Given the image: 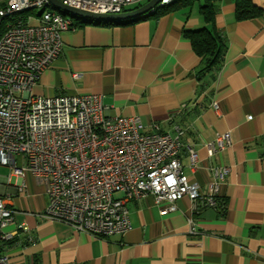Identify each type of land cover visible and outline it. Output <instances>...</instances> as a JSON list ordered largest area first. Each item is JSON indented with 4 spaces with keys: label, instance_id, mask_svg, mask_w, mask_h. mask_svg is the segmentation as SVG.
Listing matches in <instances>:
<instances>
[{
    "label": "crops",
    "instance_id": "1",
    "mask_svg": "<svg viewBox=\"0 0 264 264\" xmlns=\"http://www.w3.org/2000/svg\"><path fill=\"white\" fill-rule=\"evenodd\" d=\"M251 1L261 15L237 20L235 0H215L224 51L211 70H202L183 35L209 27L199 12L203 0L128 24H76L62 34L35 94L96 93L109 116H138L144 130L155 123L171 134L178 126L183 172L202 194L212 167L228 171L215 206L194 212L183 197L175 211L162 213L150 194L130 198L129 229L99 238L43 218V184L25 172L20 189L21 178L5 167L0 195L13 209L6 228L15 235L12 264H264V0ZM225 131L230 143L208 156L204 145ZM187 147L198 153L194 168Z\"/></svg>",
    "mask_w": 264,
    "mask_h": 264
},
{
    "label": "built area",
    "instance_id": "2",
    "mask_svg": "<svg viewBox=\"0 0 264 264\" xmlns=\"http://www.w3.org/2000/svg\"><path fill=\"white\" fill-rule=\"evenodd\" d=\"M59 1L93 12L119 13L141 0ZM172 1L160 0L147 13ZM6 17L0 36V167L21 178L20 189L26 186L25 172L43 184V218L103 238L129 229L125 202L130 198L150 194L162 213L175 211V202L183 197L194 212L215 206L228 168L212 167L209 191L202 194L183 172V131L178 126L171 134L155 123L144 130L138 116H109L96 93H34L40 74L61 51L62 34L73 27L69 15L49 0H6L0 19ZM230 139L228 131L217 133L204 145L206 154L212 156ZM186 150L189 167L194 168L198 153L192 147ZM12 213L0 195V264H12L9 252L15 235L6 230ZM187 222L192 225L193 219Z\"/></svg>",
    "mask_w": 264,
    "mask_h": 264
},
{
    "label": "trees",
    "instance_id": "3",
    "mask_svg": "<svg viewBox=\"0 0 264 264\" xmlns=\"http://www.w3.org/2000/svg\"><path fill=\"white\" fill-rule=\"evenodd\" d=\"M195 0H173L171 3L158 7L156 11L152 14H143L140 16L124 19V20H115V21H94L86 20L77 16H70L72 19V24H83V23H133L140 19H143L146 16L156 14L165 10H175L177 8L191 6ZM215 0H203V4L199 7V12L203 20L209 24V27H202L195 30H185L183 35L189 40L193 52L200 57L203 68L202 70H211L218 67L221 63L222 54L224 51V44L214 28V13H215ZM6 0L0 2V8L4 7ZM143 3L138 2L133 5H129L123 8V11L132 10L142 5ZM59 11V10H58ZM29 12V11H28ZM24 12L23 15L28 14ZM62 13L61 11H59ZM261 8L255 6L251 0H235V10L234 14L237 20L249 19L261 15ZM63 14V13H62ZM9 18L0 19V36L4 31L6 21Z\"/></svg>",
    "mask_w": 264,
    "mask_h": 264
},
{
    "label": "water",
    "instance_id": "4",
    "mask_svg": "<svg viewBox=\"0 0 264 264\" xmlns=\"http://www.w3.org/2000/svg\"><path fill=\"white\" fill-rule=\"evenodd\" d=\"M160 0H147L142 5L132 10L122 11L119 13H100L90 10L75 8L66 4H63L59 0H49V2L59 11L65 15L77 16L86 20L94 21H115L124 20L136 16L146 14L152 7H154Z\"/></svg>",
    "mask_w": 264,
    "mask_h": 264
},
{
    "label": "rangeland",
    "instance_id": "5",
    "mask_svg": "<svg viewBox=\"0 0 264 264\" xmlns=\"http://www.w3.org/2000/svg\"><path fill=\"white\" fill-rule=\"evenodd\" d=\"M3 1V0H0V2ZM141 3H143V1H141ZM136 4V3H135ZM127 7V6H126ZM6 171V168L5 167H0V173L1 172H5ZM117 195V194H116Z\"/></svg>",
    "mask_w": 264,
    "mask_h": 264
}]
</instances>
